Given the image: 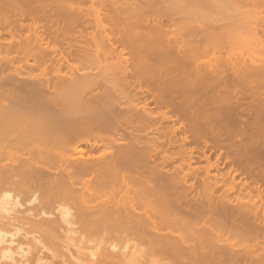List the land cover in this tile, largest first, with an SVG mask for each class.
<instances>
[{
  "label": "bare ground",
  "instance_id": "6f19581e",
  "mask_svg": "<svg viewBox=\"0 0 264 264\" xmlns=\"http://www.w3.org/2000/svg\"><path fill=\"white\" fill-rule=\"evenodd\" d=\"M165 2L0 0V225L28 222L24 264H264V79L186 22L242 14L264 61V0Z\"/></svg>",
  "mask_w": 264,
  "mask_h": 264
},
{
  "label": "rangeland",
  "instance_id": "374dc122",
  "mask_svg": "<svg viewBox=\"0 0 264 264\" xmlns=\"http://www.w3.org/2000/svg\"><path fill=\"white\" fill-rule=\"evenodd\" d=\"M89 1V0H88ZM164 1V3H166L165 2V0H163ZM167 1V0H166ZM90 4V3H89ZM89 4L87 5V6H89ZM161 4H163V2H161ZM85 5H86V1H85ZM87 6H85V7H87ZM166 6V4L165 5H162L161 7L163 8V7H165ZM207 5H205V7L204 8H207L206 7ZM210 6L211 5H208V7L210 8ZM132 7V6H131ZM237 7H239L240 9L242 8V9H246L245 7H244V5H242V4H240V5H238ZM203 7H202V9L203 10H201V12L202 13H207L208 15L206 16V17H204V20L202 19V18H200V17H197V18H194V17H191V18H189V17H186V22H188L189 24H194V26L197 28V30L196 31H198V33H195V36H194V38H203L204 39V37L206 36V32L207 33H209V32H211V33H214V34H217V40L224 46V49L222 50V51H220V53H219V55H220V57H221V59L225 62L224 64H226L227 62H229L230 60H228L227 59V52L228 51H226V48H228V47H230V48H232V49H235V51L233 52V54H234V56H236L237 57V59L238 58H240V59H238L239 61H235L236 62V64L238 63H246V64H252L253 65V67H254V69H253V67L250 65V68L252 67V70H253V72L252 73H254V74H252V75H256V73L257 74H259V76H256V77H253L254 79H256V78H258V79H264V72H259V67L261 66V64H264V61L262 60L263 59V57L261 56L260 57V55L259 54H257V52H256V50H257V46H253V45H251V44H253V43H251V44H245L246 43V41H247V38L246 37H244L245 39H243L242 41H240V42H238L237 43V38H241L240 37V32L242 31L241 30V28H240V25H241V23H243L244 21H245V19H243L242 17H240L241 15H239V14H237V15H233V17H231L230 19H229V17L228 18H226V17H220L219 19H217V21L216 22H213V21H211L210 19L208 20V19H206L207 17L209 18L213 13H211L212 11H214L213 9H210V10H206L205 11V9H204ZM165 9H166V7H165ZM241 9V10H242ZM210 11V12H209ZM242 12V11H241ZM211 14V15H210ZM244 14V13H243ZM205 15V14H204ZM177 18H175V19H173L172 20V24L174 25V21L177 23H180V21H182L183 20V18L182 17H178V16H176ZM240 17V18H239ZM199 18L201 19V20H199ZM211 18H213L212 16H211ZM197 19V20H196ZM185 20V19H184ZM196 21V22H195ZM202 22L203 21V23H199V22ZM194 22V23H193ZM204 22H205V24H204ZM169 23V22H168ZM171 23V22H170ZM170 23H169V25H170ZM164 25L165 24H167V21H166V23H165V21H164V23H163ZM205 26L204 28H202V26L203 25ZM168 25V24H167ZM199 25H200V27H199ZM194 27H192V29H193ZM195 30V29H194ZM205 30V31H204ZM89 31H92V28H91V30L89 29L88 30V32ZM203 32V33H202ZM204 33H205V36H204ZM204 36V37H203ZM128 46H126V48H127ZM128 52L126 51L124 54V56H128V58L130 57L129 55V53L127 54ZM127 54V55H126ZM69 57V56H68ZM84 57V56H83ZM78 59H79V57H77ZM76 57H74V58H72V56L70 57V59H67L68 61H70L69 63H72V64H75L76 63V61H80L81 60V58L79 59V60H76L77 59ZM87 57H85V58H83V60L85 61V65H86V63H87V59H86ZM131 58V57H130ZM86 59V60H85ZM89 59V58H88ZM207 58H203V60H206ZM242 59V60H241ZM83 60H81V61H83ZM233 60H235V59H233ZM232 60V61H233ZM78 64H79V62H77ZM83 64H84V62H83ZM240 65V64H239ZM242 65V64H241ZM260 65V66H259ZM249 68V67H248ZM249 68V69H250ZM257 68V69H256ZM242 69H243V67H242ZM244 70V69H243ZM251 70V71H252ZM251 78V77H250ZM253 80V79H252ZM144 86H146L147 88H149V86L147 85V84H145ZM245 94V93H244ZM75 95V94H74ZM246 95H248L247 93H246ZM245 95V96H246ZM248 98V97H247ZM247 98H245V99H241L242 101L241 102H243L244 104H245V102H246V104H247V102L249 103L251 100L249 99H247ZM20 98H17V100H19ZM16 100V99H15ZM22 99H20V101H18V104H23L24 105V103L23 102H27V100H22ZM245 101V102H244ZM14 102V101H13ZM12 102V103H13ZM19 102H21V103H19ZM17 103V102H16ZM16 103H13V104H15L16 105ZM242 103V104H243ZM22 104L20 105V106H22ZM26 104V103H25ZM243 104V105H244ZM245 104V105H246ZM14 105V106H15ZM16 106H18V105H16ZM25 106V105H24ZM24 106H22V108L24 107ZM153 106V105H152ZM158 108V107H157ZM156 108V111L157 110H160V109H157ZM154 109H155V107H154ZM25 110V109H24ZM23 110V111H24ZM25 111H27V110H25ZM12 131V130H11ZM7 133V132H6ZM5 133V134H6ZM10 133H12V132H10ZM9 133V134H10ZM8 134V133H7ZM178 136H180V134L178 135ZM194 136H191L189 139L191 140V139H193L191 142H193L194 141V138H193ZM195 142V141H194ZM193 142V144L192 143H190V146H193V147H195V143ZM170 149H172L171 151H174L175 149L174 148H170ZM217 153V152H216ZM176 162H178V160H176L175 162H173L172 164H170V166H169V168H171V167H173V166H175V163ZM27 221H25V222H23V224H25V225H21L20 227H19V229H21V231H17V230H19V229H16V233H18L19 235L20 234H22L23 235V233L25 234V232L22 230V229H25V227L27 226ZM1 224V223H0ZM22 227V228H21ZM18 228V227H17ZM26 228H28V226L26 227ZM75 229H76V231H74V233H76L77 232V234H79V232L81 233V227H75ZM74 229V230H75ZM15 228H13L12 226L11 227H9L8 225H7V227H2L1 225H0V254L3 252L4 253V250H5V248H9V249H11L10 251L8 250L6 253H7V255H9L8 254V252L10 253V252H13V253H15V254H17L18 252V254L17 255H15L14 256V254H12L15 258H17L18 257V259H20L19 261H18V259H15V260H17L18 262H20L19 264H24L23 263V261H26L25 260V257L23 256V255H20L21 253H20V251L21 250H23V253L25 254V248H28L29 246H30V241L29 242H24L23 241V236L22 235H20V238H18V236H16V234H15V239L13 238V233H15ZM13 234V235H12ZM12 236V238H11V236ZM74 236H75V234H73ZM8 236H10V237H8ZM79 237H80V235L78 236V239H74L75 240V242H74V240H72V242H70V243H73L72 245L73 246H70V244L66 241V243H63L62 245H61V247L63 248H61L62 250V252H65V253H67V251L69 252H71V256L73 257V256H77L78 254H82L81 253V251H82V249L84 248V249H86L87 250V248L88 249H91L90 247H87V248H85L86 247V245L85 244H87V246H89L90 244L89 243H83V241H82V238L80 237V240H79ZM9 238L11 239V240H13L14 239V241H11L12 242V244H11V242L9 241ZM74 238H77V236H75ZM2 239H3V241H4V243H2L3 241H2ZM7 240V241H5V240ZM20 239V240H19ZM26 239V238H25ZM24 239V240H25ZM22 240V241H21ZM10 242V243H9ZM82 243V245L81 246H79L78 245V243ZM7 243H8V245H7ZM15 243V244H14ZM66 244H68L67 245V248H66ZM89 244V245H88ZM17 245H19V246H17ZM79 247H78V246ZM17 246V247H16ZM32 246V245H31ZM5 247V248H4ZM78 248V250H77V248ZM82 249H81V248ZM18 248V249H17ZM25 250H24V249ZM29 248H31V247H29ZM72 250H71V249ZM81 249V251L79 252V250ZM32 249H33V247H32ZM32 249L31 250H29V254H30V256L32 255L31 253H30V251H32ZM75 249H76V253H77V251H78V253H77V255H75V254H73L74 252H75ZM14 250H16V251H14ZM86 250H83V251H86ZM27 251V250H26ZM88 251H90V250H88ZM17 252V253H16ZM87 252V251H86ZM27 253V252H26ZM85 253V252H84ZM29 254H28V257H30L29 256ZM46 254V253H45ZM2 255V254H1ZM26 255V254H25ZM21 256V258H19ZM22 257H24V258H22ZM43 258H45V259H43ZM71 258V257H70ZM42 259H43V261H45L44 262V264L45 263H51L52 262V264H55V261H56V264H62L61 263V261L59 262L58 261V259H54L53 261H50V259H49V257H42ZM41 259V260H42ZM1 260V259H0ZM23 260V261H22ZM72 263L74 262V259L72 258V259H69ZM22 261V262H21ZM28 262V261H27ZM54 262V263H53ZM76 262V261H75ZM86 262H88V261H86ZM32 263H34V262H31V263H28V264H32ZM69 263V262H68ZM90 263V262H89ZM25 264H27V263H25ZM70 264V263H69ZM73 264H75V263H73ZM84 264H87V263H84Z\"/></svg>",
  "mask_w": 264,
  "mask_h": 264
},
{
  "label": "flooded vegetation",
  "instance_id": "af4514ba",
  "mask_svg": "<svg viewBox=\"0 0 264 264\" xmlns=\"http://www.w3.org/2000/svg\"><path fill=\"white\" fill-rule=\"evenodd\" d=\"M149 100V99H148ZM177 137H181L182 134H180L178 131H177ZM180 134V136H178ZM152 134H148L149 137H151ZM153 136V135H152ZM164 147V145H163ZM187 149L190 150L192 149L193 151L191 152V157H192V166H195L197 164V162H200V160L203 158V156L200 154V152L197 150L196 146L193 147V146H190V144L188 145L187 144ZM209 149L206 150L205 152V155H208L209 156V160L210 162H213L215 160V151L214 149L210 147H208ZM175 150L174 151H171L172 149H169V151L172 153V156H175V154L173 152L177 151L176 148H174ZM190 154V153H189ZM178 160V159H177ZM179 161V160H178ZM222 162V161H221ZM223 163V162H222ZM221 163V167H224L223 164ZM172 164V163H171ZM178 165V162L175 163V166ZM170 166V165H169ZM168 166V168H169ZM171 169V168H169Z\"/></svg>",
  "mask_w": 264,
  "mask_h": 264
}]
</instances>
